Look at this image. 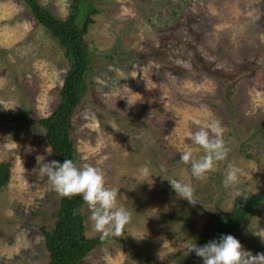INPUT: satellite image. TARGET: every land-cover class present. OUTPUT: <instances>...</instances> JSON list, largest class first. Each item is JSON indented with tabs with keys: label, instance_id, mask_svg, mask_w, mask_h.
<instances>
[{
	"label": "rangeland",
	"instance_id": "obj_1",
	"mask_svg": "<svg viewBox=\"0 0 264 264\" xmlns=\"http://www.w3.org/2000/svg\"><path fill=\"white\" fill-rule=\"evenodd\" d=\"M38 2L58 18L72 12L73 0ZM92 3L98 12L83 35L86 91L71 137L78 166L101 168L132 216L121 236L77 264H183L195 254L186 245L214 235V214L264 188V0ZM68 67L63 48L22 0H0V103L9 108L0 105V162L10 163L0 188V264L48 263L41 227H53L61 196L33 173L37 157L54 163L35 120L56 106ZM212 119L224 127L230 152L201 181L180 154L197 122ZM229 163L239 182L226 188ZM168 180L191 184L197 203L179 198ZM82 212L84 234L100 235L85 203ZM255 232H264L260 208L233 235L254 255L264 253Z\"/></svg>",
	"mask_w": 264,
	"mask_h": 264
},
{
	"label": "trees",
	"instance_id": "obj_2",
	"mask_svg": "<svg viewBox=\"0 0 264 264\" xmlns=\"http://www.w3.org/2000/svg\"><path fill=\"white\" fill-rule=\"evenodd\" d=\"M22 1L37 22L58 41L69 65L59 90L56 106L48 116L35 121L45 130L54 163H63L65 159H72L78 165L80 159L71 137V118L86 91L84 75L88 69L89 52L83 41V35L92 21L91 15L98 10L94 7L92 0H73L72 12L67 18L62 19L51 15L38 0ZM9 177L10 163L0 162V188L8 183ZM83 205L81 196H74L71 199L60 197L53 227L50 229L41 227L49 255L47 264H77L93 248L109 241L110 236L101 239L100 235L87 237L84 234ZM259 208L264 214V188L248 197H238L229 213L223 216L214 214L217 220L215 233L204 245L210 241H218L223 235L233 236L248 216ZM75 210H78L76 215L73 214ZM202 260L194 254L183 264H194Z\"/></svg>",
	"mask_w": 264,
	"mask_h": 264
},
{
	"label": "clouds",
	"instance_id": "obj_3",
	"mask_svg": "<svg viewBox=\"0 0 264 264\" xmlns=\"http://www.w3.org/2000/svg\"><path fill=\"white\" fill-rule=\"evenodd\" d=\"M5 109L6 104L0 103ZM198 129L188 133L191 145L186 147L180 154L184 164L191 165V174L198 180H206L208 174L215 171L220 162L227 160L230 148L224 140L225 129L218 119H212L202 125L197 122ZM203 149V155L197 157L194 153ZM49 150V149H48ZM37 157L38 167L33 173L38 176H47L54 190L61 196L71 199L81 196L91 213L89 219L95 232L100 234L101 239L109 236H121L126 225L131 221V212L125 207L118 206V189L107 185L103 170L97 166L85 164L78 166L72 159H65L63 163L40 164ZM147 174L148 169L144 168ZM239 168L229 163L226 168L223 185L233 187L239 182ZM181 199L195 205L197 200L194 188L189 183L177 180H168ZM234 195H239L235 193ZM74 215L78 214L75 210ZM264 241V232H255ZM187 254L194 252L202 258L204 264H264V253L253 254L245 250L241 242L232 235H223L218 241H210L204 246L188 244L185 246Z\"/></svg>",
	"mask_w": 264,
	"mask_h": 264
}]
</instances>
